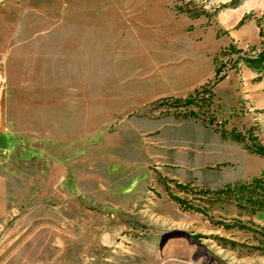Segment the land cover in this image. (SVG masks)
<instances>
[{"label":"rangeland","instance_id":"1","mask_svg":"<svg viewBox=\"0 0 264 264\" xmlns=\"http://www.w3.org/2000/svg\"><path fill=\"white\" fill-rule=\"evenodd\" d=\"M261 57L264 0H0V264H264Z\"/></svg>","mask_w":264,"mask_h":264},{"label":"water","instance_id":"2","mask_svg":"<svg viewBox=\"0 0 264 264\" xmlns=\"http://www.w3.org/2000/svg\"><path fill=\"white\" fill-rule=\"evenodd\" d=\"M173 238H183L185 239L190 245H193L195 246L197 249H196V253H195V257H193V260H196V257L198 255H202L206 261V264H211L213 263L214 261H216L215 258L211 257L207 251L205 250V248L200 244L198 243V241H196L195 239H193L189 234L185 233V232H180V231H175V232H171V233H168L166 235H164L161 239V245L168 239H173Z\"/></svg>","mask_w":264,"mask_h":264},{"label":"crops","instance_id":"3","mask_svg":"<svg viewBox=\"0 0 264 264\" xmlns=\"http://www.w3.org/2000/svg\"><path fill=\"white\" fill-rule=\"evenodd\" d=\"M198 80V77L196 75H194L193 78H189L188 81L184 82L183 80H176V79H173V83L176 84L177 86H183L185 85L184 87H187V86H190L191 83H195L194 81H197Z\"/></svg>","mask_w":264,"mask_h":264},{"label":"trees","instance_id":"4","mask_svg":"<svg viewBox=\"0 0 264 264\" xmlns=\"http://www.w3.org/2000/svg\"><path fill=\"white\" fill-rule=\"evenodd\" d=\"M259 59V58H258ZM260 59H263L264 60V57H261ZM263 60H258V61H256V60H253V62L251 63V64H254V65H260L261 64V62L263 61ZM197 101V100H200V99H198V98H194V99H192L190 102H188V103H191V102H193V101Z\"/></svg>","mask_w":264,"mask_h":264},{"label":"built area","instance_id":"5","mask_svg":"<svg viewBox=\"0 0 264 264\" xmlns=\"http://www.w3.org/2000/svg\"><path fill=\"white\" fill-rule=\"evenodd\" d=\"M2 83V76H1V74H0V84ZM0 92H1V90H0Z\"/></svg>","mask_w":264,"mask_h":264}]
</instances>
